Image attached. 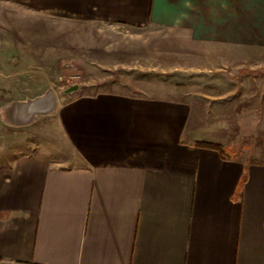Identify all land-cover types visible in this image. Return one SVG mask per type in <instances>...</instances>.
<instances>
[{
	"label": "crops",
	"instance_id": "0c3cea01",
	"mask_svg": "<svg viewBox=\"0 0 264 264\" xmlns=\"http://www.w3.org/2000/svg\"><path fill=\"white\" fill-rule=\"evenodd\" d=\"M120 27L186 59L181 74L264 66V0H0V82L16 77L11 43H43L49 63L50 43ZM23 73L27 88L49 86ZM158 83L82 102L72 160L29 148L0 163V264H264V141L237 149L215 108L225 100Z\"/></svg>",
	"mask_w": 264,
	"mask_h": 264
},
{
	"label": "rangeland",
	"instance_id": "374dc122",
	"mask_svg": "<svg viewBox=\"0 0 264 264\" xmlns=\"http://www.w3.org/2000/svg\"><path fill=\"white\" fill-rule=\"evenodd\" d=\"M98 32L111 35V39L50 43L45 51L49 63L42 58L43 43L16 42L11 43L12 48L5 46L10 50L6 54L12 56L11 68L16 77L11 83L0 82L1 164L29 148L52 149L59 163L72 160L67 132L83 119H90L91 106L82 102L92 94L123 92L115 87L137 89L142 85L147 92L154 80L160 81L162 88L174 83L181 98L221 97L225 103L215 108L225 119V129H221L224 140L246 152L262 146L264 66L243 68L236 74L185 75L181 73L189 72L186 59L159 56L145 38V30L120 27ZM1 66L4 65L0 59ZM25 69L35 80L49 81V86L27 88L24 78L29 74L23 73ZM165 70L171 73H163ZM213 83L219 89H213ZM74 86L77 88L73 89ZM50 89L55 92L57 106L46 113L27 114L25 102Z\"/></svg>",
	"mask_w": 264,
	"mask_h": 264
},
{
	"label": "water",
	"instance_id": "95a60500",
	"mask_svg": "<svg viewBox=\"0 0 264 264\" xmlns=\"http://www.w3.org/2000/svg\"><path fill=\"white\" fill-rule=\"evenodd\" d=\"M27 114L46 113L57 106L54 90L50 89L46 94L36 96L30 101L25 102Z\"/></svg>",
	"mask_w": 264,
	"mask_h": 264
},
{
	"label": "trees",
	"instance_id": "16d2710c",
	"mask_svg": "<svg viewBox=\"0 0 264 264\" xmlns=\"http://www.w3.org/2000/svg\"><path fill=\"white\" fill-rule=\"evenodd\" d=\"M200 146H207V147H214L219 150H222V146L217 145V144H211V143H198Z\"/></svg>",
	"mask_w": 264,
	"mask_h": 264
}]
</instances>
